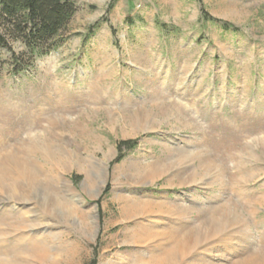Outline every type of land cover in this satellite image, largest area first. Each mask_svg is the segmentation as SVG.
<instances>
[{"label": "rangeland", "instance_id": "rangeland-1", "mask_svg": "<svg viewBox=\"0 0 264 264\" xmlns=\"http://www.w3.org/2000/svg\"><path fill=\"white\" fill-rule=\"evenodd\" d=\"M74 1L0 45V264H264V0Z\"/></svg>", "mask_w": 264, "mask_h": 264}, {"label": "trees", "instance_id": "trees-1", "mask_svg": "<svg viewBox=\"0 0 264 264\" xmlns=\"http://www.w3.org/2000/svg\"><path fill=\"white\" fill-rule=\"evenodd\" d=\"M76 9L74 0H0V45L9 47L12 58L19 64L46 55L60 44ZM201 11L203 18L225 29H237L231 22L211 15L204 5ZM11 41L21 43L23 49L16 51ZM135 144V139L119 141L115 161H120L125 150L134 148ZM97 263L95 253L87 264Z\"/></svg>", "mask_w": 264, "mask_h": 264}]
</instances>
